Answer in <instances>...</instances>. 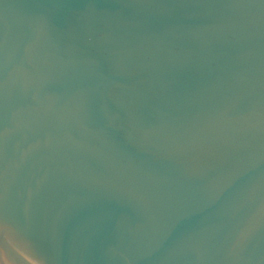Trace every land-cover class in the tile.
Returning a JSON list of instances; mask_svg holds the SVG:
<instances>
[{
  "label": "water",
  "instance_id": "water-1",
  "mask_svg": "<svg viewBox=\"0 0 264 264\" xmlns=\"http://www.w3.org/2000/svg\"><path fill=\"white\" fill-rule=\"evenodd\" d=\"M0 264H264V0H0Z\"/></svg>",
  "mask_w": 264,
  "mask_h": 264
}]
</instances>
